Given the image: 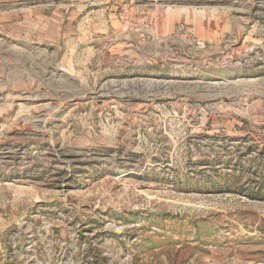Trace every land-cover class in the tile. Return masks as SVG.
Masks as SVG:
<instances>
[{"label":"rangeland","instance_id":"obj_1","mask_svg":"<svg viewBox=\"0 0 264 264\" xmlns=\"http://www.w3.org/2000/svg\"><path fill=\"white\" fill-rule=\"evenodd\" d=\"M0 264H264V0H0Z\"/></svg>","mask_w":264,"mask_h":264}]
</instances>
